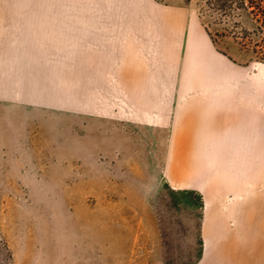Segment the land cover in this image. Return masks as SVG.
I'll use <instances>...</instances> for the list:
<instances>
[{"label": "rangeland", "instance_id": "1", "mask_svg": "<svg viewBox=\"0 0 264 264\" xmlns=\"http://www.w3.org/2000/svg\"><path fill=\"white\" fill-rule=\"evenodd\" d=\"M156 1L198 14L217 47L249 72L242 91L255 106L264 63L220 36L222 25L204 0ZM72 7L80 11L79 3ZM242 22L252 28L247 16ZM79 42L74 35L71 111L0 101V264H150L158 257L193 264L210 246L224 252L225 264H264V180L243 181V194L238 181L237 193L227 194L222 181L202 174L208 157L203 163L193 147L156 145L192 140L191 132L108 125L126 144L114 151L122 162L107 163L113 154L103 147L104 124L81 118ZM182 112L177 118L191 109ZM178 177L202 193L172 190L184 183Z\"/></svg>", "mask_w": 264, "mask_h": 264}, {"label": "crops", "instance_id": "2", "mask_svg": "<svg viewBox=\"0 0 264 264\" xmlns=\"http://www.w3.org/2000/svg\"><path fill=\"white\" fill-rule=\"evenodd\" d=\"M73 3L80 11H73ZM74 35L80 36L75 50L81 53V118L104 124L103 147L113 154L107 163L120 164L114 151L126 144L114 127L191 132L192 140L161 139L156 145L174 142L193 147L203 163L208 157L209 171L202 174L222 181L227 194L237 193L238 181L243 194V181L264 180V93H256L250 108L248 90L242 91L249 72L217 51L198 14L184 6L156 0H0V101L71 111ZM183 108L191 112L177 118ZM177 180L184 183L172 190L202 193ZM221 254L210 246L193 264H225ZM150 264L166 263L158 257Z\"/></svg>", "mask_w": 264, "mask_h": 264}, {"label": "trees", "instance_id": "3", "mask_svg": "<svg viewBox=\"0 0 264 264\" xmlns=\"http://www.w3.org/2000/svg\"><path fill=\"white\" fill-rule=\"evenodd\" d=\"M204 1L215 21L222 25L220 36L230 35L233 40L238 41L243 50L250 51L254 61L264 63V0ZM243 16H247L252 28L243 25ZM204 27L217 51L233 60L228 53L217 47L209 30L206 26Z\"/></svg>", "mask_w": 264, "mask_h": 264}]
</instances>
